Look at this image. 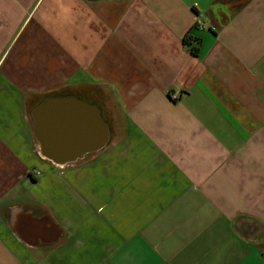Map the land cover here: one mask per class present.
Segmentation results:
<instances>
[{
	"label": "crops",
	"instance_id": "1",
	"mask_svg": "<svg viewBox=\"0 0 264 264\" xmlns=\"http://www.w3.org/2000/svg\"><path fill=\"white\" fill-rule=\"evenodd\" d=\"M0 264H264V0H0Z\"/></svg>",
	"mask_w": 264,
	"mask_h": 264
},
{
	"label": "built area",
	"instance_id": "2",
	"mask_svg": "<svg viewBox=\"0 0 264 264\" xmlns=\"http://www.w3.org/2000/svg\"><path fill=\"white\" fill-rule=\"evenodd\" d=\"M197 26L200 30H204L206 27L201 21H197Z\"/></svg>",
	"mask_w": 264,
	"mask_h": 264
},
{
	"label": "trees",
	"instance_id": "3",
	"mask_svg": "<svg viewBox=\"0 0 264 264\" xmlns=\"http://www.w3.org/2000/svg\"><path fill=\"white\" fill-rule=\"evenodd\" d=\"M193 51V53H195V54H197L198 53V51L196 50V49H194V50H192Z\"/></svg>",
	"mask_w": 264,
	"mask_h": 264
}]
</instances>
